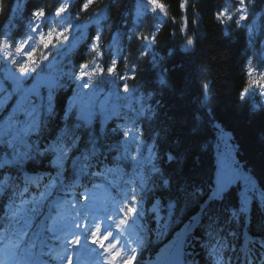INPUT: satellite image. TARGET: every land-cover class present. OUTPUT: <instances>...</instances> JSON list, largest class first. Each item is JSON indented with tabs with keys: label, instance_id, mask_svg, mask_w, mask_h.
<instances>
[{
	"label": "trees",
	"instance_id": "trees-1",
	"mask_svg": "<svg viewBox=\"0 0 264 264\" xmlns=\"http://www.w3.org/2000/svg\"><path fill=\"white\" fill-rule=\"evenodd\" d=\"M159 2L165 6L167 15L153 12L148 0H93L87 9H83L87 0H0V49L5 42L12 45L6 49V58L2 55L1 60L6 62V68L19 73L23 55L16 52V45L25 40L29 47L37 49L39 57L41 49L37 39L40 32L34 33L31 29L39 23L45 35L56 29L52 22L57 23L63 18L60 15L54 19L57 9L62 6L68 12L67 24L81 23L101 15L99 22L91 28L88 40L65 58L63 72H71L74 76L81 64L94 59V53L88 56L91 51L86 46L93 43L94 36H101L102 41L114 37L118 40L112 46L108 62L113 60L116 52L121 51L122 57L117 65L121 70L126 68L131 77H135L129 80L130 87L141 91L144 96L151 95L147 104L155 110V115L142 124L146 137L155 141L158 167L163 178L169 180V185L164 187L155 177L149 211L157 200L162 205L173 200L178 206H184V214L174 233L202 209L219 217V226L224 228V233L229 232L226 226L237 232L244 219L242 215H236L230 220L229 216L235 207H239L236 189L220 201H209L215 170L213 153L206 146L217 127L221 128L225 135H229L227 138L231 140L236 158L245 170L260 179L264 190V101L257 96L253 102L243 95L245 89L249 90L248 82L262 90L264 72L260 71L259 77H252L247 59L251 56L256 59L255 52L264 54V0H252L248 5V19L240 26L236 24L239 0ZM181 3H185L183 9ZM36 10L45 12L42 21H36L32 15ZM219 12L227 13L223 20L217 18ZM144 36L149 39L155 36V43L142 40ZM189 37L194 41L193 46L187 45ZM263 54L261 64L264 63ZM161 76L165 78L166 86L159 84ZM63 80L66 82L63 87L55 90L57 114L49 122L44 140L55 138L63 128L62 118L64 111L68 110V98L76 91L74 82H69L67 76L64 75ZM69 122H75L73 115ZM84 130L78 131L84 135ZM120 136L118 126L112 125L104 138L116 140ZM169 154L174 159L169 160ZM40 168L45 170L47 164ZM252 204L256 210L259 209L256 202ZM249 229L259 250L260 242L264 241V215L254 217ZM174 233L164 243L151 244L148 250L151 256L140 260L139 264L150 263L159 257ZM203 236V230L198 227L193 251L197 264L206 262L199 243Z\"/></svg>",
	"mask_w": 264,
	"mask_h": 264
},
{
	"label": "snow or ice",
	"instance_id": "snow-or-ice-1",
	"mask_svg": "<svg viewBox=\"0 0 264 264\" xmlns=\"http://www.w3.org/2000/svg\"><path fill=\"white\" fill-rule=\"evenodd\" d=\"M93 0H87L83 4V9H87ZM186 3V0H185ZM185 3H181L183 9ZM252 0H239L236 11L239 13L236 20L237 26L248 19V5ZM148 4L152 6L153 12H161L167 15L165 6L159 0H148ZM82 9V10H83ZM2 10V9H0ZM66 11L65 7H60L56 11V16H60ZM36 21H42L45 18V12L36 10L32 13ZM227 15L225 12H219L217 18L223 20ZM231 19V17H228ZM71 26H69L70 28ZM32 32L38 31L37 27H32ZM69 29H65L59 33L51 30L45 35L40 33L39 46L45 52L41 55L47 59V51L55 47L54 41H67L66 33ZM32 39L31 36L28 37ZM142 40L149 43H155L156 37L144 36ZM101 40V36L93 37V46L91 51L99 53L97 43ZM194 41L191 37L187 38V45L193 46ZM12 47L11 44L5 42L3 48ZM26 48L28 49L26 51ZM37 49L29 47L27 40L16 45V52L23 55L22 61L19 63L18 71L20 78L9 74L7 79L13 81V85L9 90L4 86V82L0 81V112H4L9 100L15 97V103L10 112L0 116V207L6 209L5 214L0 218V252L3 253V260L0 264H5L6 260H13L15 264H52L54 260L66 261V264H72L71 251L68 245L71 244L77 251L83 247L81 237L85 242H89L96 246V249L90 250L96 256L93 264H134L137 260L136 248L133 247L129 251L127 240L121 239L123 231L121 227L126 225L129 218L137 213L135 206L137 197L135 191L124 189L127 199L128 195L132 196V204H124L122 208L114 209L113 212H105L104 215H99V210L86 209L83 212L79 210L77 203L66 198L67 193L72 192L76 187L85 188V199L88 198V190L86 185H81L83 177H100L106 173H118L119 168H106L103 172L89 171L92 167L87 163L91 157L96 155V140L92 138V133L89 132L90 148L85 149L80 155L73 160L74 179L69 183L65 179V161L69 158V153L77 149L81 135L78 130L88 129L91 127L92 120L96 115L95 105L96 99L87 96L81 92L77 95L73 105L63 113L64 126L55 138L48 140L43 139V135L48 131V125L52 118L56 116L55 109V90L63 87L61 77H49L35 81L30 87H25V81L33 78L40 58L36 55ZM13 63L17 61L13 60ZM117 61H111V67L107 69L108 75L111 76L116 71ZM88 64H81V72L78 77L69 73H65L69 82H74L77 78L82 81L77 87L87 89L88 83L86 73ZM101 70V75H103ZM95 75V71L91 73ZM135 79V77H132ZM124 79V77H121ZM261 79H264L262 77ZM258 83V82H255ZM161 86H166L167 82L163 76L159 79ZM46 89V94L41 91ZM123 92H129V86L123 85ZM247 93V89H245ZM264 94V93H262ZM151 99V95L144 96L143 94L133 97L138 108H132L131 103L126 105L134 116L124 119L131 120L133 125L143 119H151L155 115V110L147 101ZM72 108H76L77 112L74 116V123H70L69 119L73 115ZM113 114L119 116L120 113L115 108ZM119 127V126H118ZM117 129H113L116 131ZM129 130H125L123 135L126 138L129 135ZM221 142L224 143V151L219 150L217 145V171L213 198L222 200L223 194L234 182L243 180L247 191L243 195V208L248 204V192L255 193V185L249 176H245L237 161L232 155V149L225 140V134L222 129L218 130ZM133 143L137 144V156L130 158L135 161L134 172L132 178L125 181V184H133L136 180L139 181L138 190L140 193L147 194L155 187L154 177L160 179L162 186L167 187L169 180L163 178L161 169L157 166L158 153L156 151L155 141L148 146L139 139L138 136H133ZM146 149V155L142 154ZM129 153L127 147L124 148L123 155L118 159H128ZM168 159L174 157L169 154ZM32 162L33 165L43 167L48 164L55 170V174L49 173L45 169L43 173L37 171L35 167L26 169L25 164ZM35 173V174H30ZM93 187H99L94 184ZM64 193L62 199L60 194ZM260 199L264 200V192L259 193ZM143 199V196L140 197ZM69 206L75 209V214L69 217L67 215ZM163 205L160 200L152 206L151 212L155 214L154 219L157 224V231L163 234L170 227L175 225L179 220L175 209L177 204L173 200H169L166 205V216H161L160 212ZM48 209L44 220L37 227V218L41 216L44 209ZM122 213V218L118 221L115 218ZM230 218H235L236 213H229ZM112 217L111 223H108ZM207 217V222H205ZM103 221L105 227L102 229L100 223ZM227 223V221H226ZM113 225L116 227L117 234H113ZM196 227H200L204 233V240L201 247L206 250L210 264H264V241L260 242L259 250L249 248L252 241L245 243L237 250L235 245L229 244L228 237H234V232H228L227 236L222 235L224 228L219 226V217L209 214L205 209H202L199 214L189 219L183 227L176 233L173 240L175 254L171 258H164L162 264H188L183 259L187 255L185 249L189 246L188 237L192 234ZM33 229H36L33 231ZM126 231V229H125ZM46 233L50 235H45ZM63 239L67 241L63 245L62 251H57L51 243L52 240ZM118 248L120 250H118ZM230 251L234 255L225 257V252ZM122 252L124 253L122 255ZM20 254L22 258H18ZM48 257L47 260L43 259Z\"/></svg>",
	"mask_w": 264,
	"mask_h": 264
},
{
	"label": "rangeland",
	"instance_id": "rangeland-1",
	"mask_svg": "<svg viewBox=\"0 0 264 264\" xmlns=\"http://www.w3.org/2000/svg\"><path fill=\"white\" fill-rule=\"evenodd\" d=\"M101 17V16H100ZM65 19V18H64ZM64 21H67L66 19L64 20ZM63 21V22H64ZM95 22H97V19H92L91 21H90V24L91 23H95ZM66 23H62L61 25H60V28H61V31H64L66 28L67 29H69V31L67 32L68 34H66V35H68V43H69V45L67 46V48L68 49H71L72 48V45L75 43V39H72L73 38V35L74 34H76L77 33V31H79V29H80V25H78V24H76L75 26H73V27H71V28H69V26H66L65 25ZM44 32V31H43ZM36 44H38V43H36ZM97 46H98V48H99V54L98 55H102L103 53H102V46H101V43H99V44H97ZM40 47V46H39ZM4 49V48H3ZM45 52V50L43 49L41 52H40V56H39V58H40V63L38 64V66H37V68H36V70H35V72L33 73V78H31V79H29L31 82H30V84H26V81H25V87H30L35 81H38V80H41V79H47V78H49V77H59V73L58 72H55V71H52V68H51V66L49 65V61L51 60L50 59V57H49V52H50V50H48L47 51V53H46V55H47V59L45 60L44 59V56L43 55H41L42 53H44ZM7 53H9V52H7ZM5 58H6V56H5V54L3 55ZM105 60V59H104ZM103 60V61H104ZM2 63V61H1V59H0V81H3L4 83H7V82H9L10 84L9 85H7V87L6 88H8L9 90L11 89V87H12V84H13V81L11 80V79H7V77L9 76V74H12V75H14V76H16L17 78H20V73H15L11 68H5L7 65H5V64H1ZM105 63V62H104ZM50 66V67H49ZM96 66L97 67H90V68H88L87 70H86V77H89V76H91V72H93V71H95V75L94 76H96L97 75V73L98 72H100V70H103V67H104V65H103V62L102 61H100V62H98L97 64H96ZM43 68H45V69H43ZM105 74V73H104ZM28 81V80H27ZM261 88H262V91L264 92V85L261 83ZM41 91L42 92H44L45 94H46V89H41ZM226 140V139H225ZM226 142H227V144L230 146V144H229V141L228 140H226ZM223 148H225V145H224V143L222 142V145H221ZM231 148V147H230ZM232 155H233V157L235 158L236 157V155H235V153H233L232 152ZM242 171V170H241ZM242 173H243V171H242ZM214 175V174H213ZM213 178H215V177H213ZM212 196H213V192H212Z\"/></svg>",
	"mask_w": 264,
	"mask_h": 264
},
{
	"label": "bare ground",
	"instance_id": "bare-ground-1",
	"mask_svg": "<svg viewBox=\"0 0 264 264\" xmlns=\"http://www.w3.org/2000/svg\"><path fill=\"white\" fill-rule=\"evenodd\" d=\"M56 18H58L57 16H55V18L54 19H56ZM64 21V20H63ZM60 22L61 23H66L65 21L64 22H62V21H57V23H54V22H52L53 24H60ZM39 26H41V23H39L38 24ZM66 34H68V33H66ZM56 46L59 48V49H63V46H62V43H56ZM53 48V47H52ZM50 53V52H49ZM51 54V53H50ZM257 54V53H256ZM51 56H52V58H53V60H54V55H52L51 54ZM57 56H60V53L57 55ZM55 61V63L57 64V66H59V64H58V62L56 61V60H54ZM257 64H258V60L257 59H255V58H253L252 56L251 57H248V59H247V65H249L250 67H252V66H257ZM51 65V64H50ZM261 65H263L264 66V63L263 64H261ZM262 80V82H264V79H261ZM126 110L128 111V110H130L128 107L126 108ZM227 132V131H226ZM207 149L208 150H210V151H212V153H213V158L214 159H217L218 157L216 156V154L215 153H217V147H215V146H213V143L212 142H207ZM223 147L222 146H219V150L220 151H223ZM239 162H240V160H239ZM217 169V164L216 165H214V170H216ZM214 173V172H213ZM249 177H251V179H252V181H253V183H254V185H257L258 187H259V190H261V188H262V186H261V182H260V179L254 174V173H250V175H249ZM243 200V195L241 196V197H238L237 196V201L238 202H241ZM239 205V204H238ZM256 206H257V208H259L258 210H256L255 208V206L252 204V202L251 201H249L248 200V204H247V207L246 208H243V210H241L242 209V207H235V213H236V215L237 214H239V215H242V217L244 218V219H246V220H248L249 222H251V220L253 221V219H254V217H260V216H263L264 215V200H260L259 202H256ZM249 213V214H248ZM230 220H233L232 218L230 219ZM235 220H238V219H235ZM226 223V222H225ZM227 228H229V232L231 231V232H234L235 234L237 233L232 227H230V226H226ZM237 229V228H236ZM235 237V236H234ZM141 240V239H140ZM256 242L255 241H253L250 245L252 246V248H255L256 249Z\"/></svg>",
	"mask_w": 264,
	"mask_h": 264
}]
</instances>
